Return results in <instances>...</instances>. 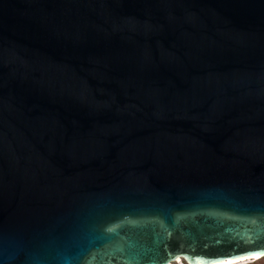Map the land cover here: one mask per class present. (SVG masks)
I'll use <instances>...</instances> for the list:
<instances>
[{"label": "water", "instance_id": "obj_1", "mask_svg": "<svg viewBox=\"0 0 264 264\" xmlns=\"http://www.w3.org/2000/svg\"><path fill=\"white\" fill-rule=\"evenodd\" d=\"M263 258L264 0H0V264Z\"/></svg>", "mask_w": 264, "mask_h": 264}, {"label": "snow or ice", "instance_id": "obj_2", "mask_svg": "<svg viewBox=\"0 0 264 264\" xmlns=\"http://www.w3.org/2000/svg\"><path fill=\"white\" fill-rule=\"evenodd\" d=\"M125 222H127V220H126V221L119 222V223H116V224H113V225H111V226H109V227L107 228V231L110 232V233H114V232H116V231L122 226V224L125 223ZM133 223H134V221H133ZM197 264H205V262H204V261H198ZM213 264H215V262H213Z\"/></svg>", "mask_w": 264, "mask_h": 264}, {"label": "rangeland", "instance_id": "obj_3", "mask_svg": "<svg viewBox=\"0 0 264 264\" xmlns=\"http://www.w3.org/2000/svg\"><path fill=\"white\" fill-rule=\"evenodd\" d=\"M256 261V260H255ZM248 261V262H244V263H239V264H264V259L261 261ZM173 264H185L183 261H181V263H173Z\"/></svg>", "mask_w": 264, "mask_h": 264}, {"label": "bare ground", "instance_id": "obj_4", "mask_svg": "<svg viewBox=\"0 0 264 264\" xmlns=\"http://www.w3.org/2000/svg\"><path fill=\"white\" fill-rule=\"evenodd\" d=\"M256 260V259H255ZM178 263H181V261H179ZM240 263H244V262H240ZM227 264H239L237 262H234V263H227Z\"/></svg>", "mask_w": 264, "mask_h": 264}, {"label": "trees", "instance_id": "obj_5", "mask_svg": "<svg viewBox=\"0 0 264 264\" xmlns=\"http://www.w3.org/2000/svg\"><path fill=\"white\" fill-rule=\"evenodd\" d=\"M264 259V258H263ZM263 259H261V260H263ZM261 260H259V261H261ZM256 262V261H255ZM258 262V261H257Z\"/></svg>", "mask_w": 264, "mask_h": 264}]
</instances>
